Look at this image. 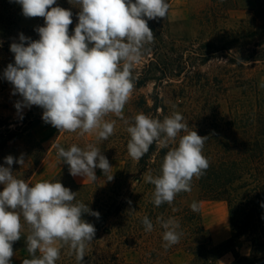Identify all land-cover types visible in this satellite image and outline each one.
<instances>
[{"label":"clouds","instance_id":"clouds-1","mask_svg":"<svg viewBox=\"0 0 264 264\" xmlns=\"http://www.w3.org/2000/svg\"><path fill=\"white\" fill-rule=\"evenodd\" d=\"M15 2L25 17L45 20V26L36 29L38 40L21 33L19 42L10 45L15 64H8L3 76L13 85V94L23 98L15 104L17 111L39 106L45 123L60 132L78 131L80 136L92 133L97 142L114 133L116 120L105 119L114 114L127 125V150L132 159H141L153 143L164 148L174 145L167 151L159 175L149 172L144 176L145 182L154 186L152 203L157 207L171 205L179 193L190 192L193 178H201L210 166L203 155L208 137L189 130V124L176 111L162 120L140 112L132 122L123 114L135 87V66L155 40L148 21L167 17L168 0H69L80 8L71 36L72 12L52 7L57 0ZM260 87L264 88V81ZM51 147L70 166L71 175L95 183V169L99 168L107 180L113 179L108 159L94 143L84 148L72 144L67 150L59 143ZM14 162L23 166V155L15 161L9 155L5 158L9 167L0 166V185L4 186L0 191V264H11L13 243L21 239L22 219L28 225L26 246L31 257L22 264H56L64 247L69 255H75L77 264H82L96 232L82 214L97 218L100 214L76 201L77 193L59 181H38L29 186L13 174ZM190 208L198 212V202ZM141 222L146 232L153 230L148 216ZM157 223L163 229L166 249L180 242L183 233L178 220L158 217Z\"/></svg>","mask_w":264,"mask_h":264},{"label":"trees","instance_id":"trees-1","mask_svg":"<svg viewBox=\"0 0 264 264\" xmlns=\"http://www.w3.org/2000/svg\"><path fill=\"white\" fill-rule=\"evenodd\" d=\"M205 46L200 52L193 51L188 57L183 54L178 58V67L183 69V86L202 90L199 95L192 90L187 95L183 94V112L179 113L189 124V130H196L198 135L208 137L203 155L210 166L201 178H193L190 192L179 193L171 205L165 203L157 207L152 203L154 186L146 183L144 176L149 172L159 175L163 159L174 145L164 148L153 143L149 151L133 164L131 159H127L130 139L127 125L120 118L119 127L123 131L117 140H113L116 136L112 135L107 140H92L90 143L99 147L107 159L129 161L124 179L111 189H103L92 182H79L76 176L70 174V166L65 163L62 171L51 180L59 181L77 193L76 201L87 204L91 211L100 214L99 218L82 214L81 218L96 229L82 264H125V257L120 252L135 243L137 234L146 237V264L158 258L168 260L181 245L193 255L189 264H215V260L226 253L234 256L231 264H264V207L261 206L264 204V88L260 87L264 81V69L242 78L232 77L228 73L230 66L243 67L245 63L262 64L263 68L264 42L259 51L248 50L249 55L239 51L240 57H236L229 53L225 57L227 62L211 73L199 69L216 55L212 51L214 43L207 42ZM148 47L151 50L150 45ZM156 52L151 53L157 58L151 56L146 65L147 72L160 64ZM169 61L173 63L171 59ZM139 76L141 79L135 80L136 87L145 85L148 80L147 75ZM150 98L152 105L143 96L135 98L131 104L133 110L127 112L124 118L132 122L135 115L143 112L162 120L176 111V104L164 103V97L159 94L155 93ZM17 135L15 131L7 130L6 135L0 137V151H4ZM41 148L42 153L38 158L32 155L35 163H39L46 154L44 147ZM195 190L202 199L220 200L226 204L231 228V237L227 241L214 245L205 230L203 215L200 211L193 212L185 203L186 197ZM128 201H131V205ZM144 216H148L153 223L151 232L144 230L141 222ZM158 217H172L179 221L183 235L178 244L167 249L164 247L165 242L157 236L159 231H163L157 223ZM23 225L21 239L13 243V251L24 250L30 259L26 246L28 225ZM103 238L106 239L107 249L101 250ZM153 239L162 240L158 254L148 250ZM243 241L250 243L248 256H241L237 251V244ZM56 264H77V261L75 255H69V249L64 247Z\"/></svg>","mask_w":264,"mask_h":264},{"label":"rangeland","instance_id":"rangeland-1","mask_svg":"<svg viewBox=\"0 0 264 264\" xmlns=\"http://www.w3.org/2000/svg\"><path fill=\"white\" fill-rule=\"evenodd\" d=\"M168 2L170 8L167 17L150 20L148 25L154 33L155 40L150 45V53L146 54L141 63L135 66L133 73L136 79L142 74L147 75L148 80L145 85L134 87L123 110L124 117L127 112L133 110L132 101L138 96L145 97L152 105L150 97L157 93L164 97V103L176 104L175 110L183 112V94L187 95L191 93V90L195 94H201L202 90L183 86V69L180 70V64H178V58L183 57V54L188 57L193 51L204 50L205 43H214L215 48L212 51L216 55L207 64L199 66L201 71L211 73L217 66L227 62L225 57H228L229 53L236 57H240L239 51L249 55L248 50L257 49L259 51L264 42V0H168ZM56 6L72 12L73 23L69 25L71 36L78 24L80 8L70 3L69 0H57L52 7ZM42 26H45L43 17H25L22 14L21 5L15 0H0V137L5 136L7 130L18 133L17 138L10 141L4 151H0V166L9 167L5 163V158L9 155L14 158V161L23 155L25 164L21 166L14 162L11 170L17 178L28 182L29 186L38 181H51L65 167V163L57 157L56 150L51 147L52 143H59L65 149L72 144L84 148L90 141L96 140L92 133L80 136L78 131L60 132L43 121V109L39 106L25 107L20 112L15 108V104L23 98L19 93L13 94V85L3 76L8 64H15L14 53L10 51V45L13 42H19L21 33L33 41L38 40L40 37L36 29ZM258 30L262 32L259 33ZM155 51H158L156 53L160 58V64L153 66L147 72L146 65L150 62L151 56L157 58L151 54ZM261 69H264L262 64L245 63L243 67L230 66L228 73L232 77L242 78L261 71ZM21 116L23 119L20 118ZM105 119L116 120L112 135L116 136L113 140H117L119 138L117 136L123 131L119 127L121 123L118 121L119 118L110 113ZM41 147H44L46 154L39 163H35L32 155L38 158L42 153ZM127 159H131L133 164L136 162L130 155ZM127 159H108L112 167L109 175H113L110 181L106 179L101 169L96 168L95 174L98 179L94 184L103 189H111L115 183L125 178L129 163ZM76 177L80 181L88 180L82 176ZM3 188L4 186L0 185V191H3ZM194 201L198 202L205 230L212 243L219 245L227 241L231 237V228L226 204L220 200L202 199L197 190L191 192L185 199V203L189 206ZM21 223H25L23 219ZM162 233L163 231H159L157 236L162 238ZM152 241L148 250L160 253L158 249L162 240L153 239ZM134 242L131 247L123 248L120 252L121 256L125 257V264H146V251L144 250L146 237L137 234ZM106 243V239L103 238L100 245L101 250L107 249ZM236 248L241 256L250 254L251 246L247 241L237 244ZM13 252L14 255L10 258L11 264H22L24 259H28V254L24 250ZM192 260L193 255L184 250L181 245L172 252L168 260L158 258L149 264H189ZM233 261L234 256L226 253L217 258L215 264H231Z\"/></svg>","mask_w":264,"mask_h":264},{"label":"crops","instance_id":"crops-1","mask_svg":"<svg viewBox=\"0 0 264 264\" xmlns=\"http://www.w3.org/2000/svg\"><path fill=\"white\" fill-rule=\"evenodd\" d=\"M77 178V177H76ZM79 182H90L89 180H87V181H80V180H78Z\"/></svg>","mask_w":264,"mask_h":264}]
</instances>
